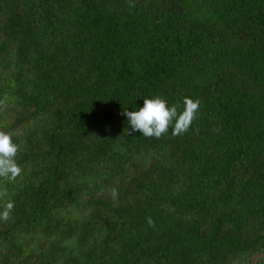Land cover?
Instances as JSON below:
<instances>
[{
	"label": "trees",
	"instance_id": "16d2710c",
	"mask_svg": "<svg viewBox=\"0 0 264 264\" xmlns=\"http://www.w3.org/2000/svg\"><path fill=\"white\" fill-rule=\"evenodd\" d=\"M4 95L0 264H264V0H0ZM157 96L185 134L131 132Z\"/></svg>",
	"mask_w": 264,
	"mask_h": 264
},
{
	"label": "clouds",
	"instance_id": "9594fccd",
	"mask_svg": "<svg viewBox=\"0 0 264 264\" xmlns=\"http://www.w3.org/2000/svg\"><path fill=\"white\" fill-rule=\"evenodd\" d=\"M8 103L7 95L0 98V110L6 109ZM199 107L200 101H193L189 97H183L182 107L180 103L172 104L169 107L164 98L157 96L144 99L143 107L137 111L125 109L122 115L126 116L132 133L139 131L145 138L159 139L167 134L170 128L173 137L185 134L193 121L197 119ZM19 149L20 146L13 143L9 133L0 131V185L15 182L21 174L22 169L16 161ZM109 194L113 199H116L118 191L113 187L109 189ZM7 195V188L0 187V201H4ZM0 207L3 208L0 211V219L9 220L14 208V201L6 200ZM147 223L149 227H155V222L151 217H147Z\"/></svg>",
	"mask_w": 264,
	"mask_h": 264
}]
</instances>
